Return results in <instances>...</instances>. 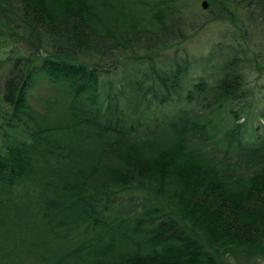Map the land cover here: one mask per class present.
I'll return each instance as SVG.
<instances>
[{
  "label": "trees",
  "instance_id": "obj_1",
  "mask_svg": "<svg viewBox=\"0 0 264 264\" xmlns=\"http://www.w3.org/2000/svg\"><path fill=\"white\" fill-rule=\"evenodd\" d=\"M205 1L207 22L264 25V0ZM194 6L0 0V44L20 45L0 94V264H264V104L242 139L227 45L186 89L187 58L154 61L199 30ZM172 95L177 110L152 106Z\"/></svg>",
  "mask_w": 264,
  "mask_h": 264
},
{
  "label": "rangeland",
  "instance_id": "obj_2",
  "mask_svg": "<svg viewBox=\"0 0 264 264\" xmlns=\"http://www.w3.org/2000/svg\"><path fill=\"white\" fill-rule=\"evenodd\" d=\"M202 1L205 3L204 7H200ZM194 3V8L198 11L199 15L193 25H198L199 30L192 32L186 38H184L186 33L183 34L182 41L157 53L154 56V61L158 68L171 71L172 65L170 62H172L171 59L173 57L179 58L176 62L179 65H182L181 57L187 58L185 72L179 77V85L182 87H179V89H186L191 82L201 76L208 75V81L215 77V72L213 73L212 71V63L215 62V59L212 62V59L207 56H209V53H213L215 56V50L219 44L227 45V55L236 54L238 57L235 62L240 74L237 98L233 99L228 106L236 110V121L243 123L244 126L241 135L242 139H247L248 136L252 135V128H256L260 132L259 125L262 123L259 111L260 107L264 104V25L250 26L245 23L242 27L240 26V29H237L232 24H229L226 19L207 22L210 12L208 11L206 1L194 0ZM19 49L20 45L18 43L2 42L0 44V94L2 93L1 85L4 70L9 64L6 57L11 54L10 50L19 52ZM225 56L223 55V57ZM259 65L262 67L259 68ZM133 71V68L128 67L121 71V75H127ZM147 83L149 82H144V84ZM46 89L44 81L40 79L34 85V88L31 89V93L45 92ZM123 90H129V86L124 85ZM176 90H171V93H174ZM181 104L180 101L174 100L173 95L164 105L152 102V106L157 111L167 114L173 112L174 109L177 110L181 107ZM5 108V105L0 101V121L1 114Z\"/></svg>",
  "mask_w": 264,
  "mask_h": 264
},
{
  "label": "water",
  "instance_id": "obj_3",
  "mask_svg": "<svg viewBox=\"0 0 264 264\" xmlns=\"http://www.w3.org/2000/svg\"><path fill=\"white\" fill-rule=\"evenodd\" d=\"M205 3L204 1L201 2V7H204Z\"/></svg>",
  "mask_w": 264,
  "mask_h": 264
}]
</instances>
